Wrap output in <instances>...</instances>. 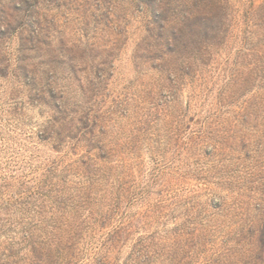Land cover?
<instances>
[{"label":"rangeland","instance_id":"1","mask_svg":"<svg viewBox=\"0 0 264 264\" xmlns=\"http://www.w3.org/2000/svg\"><path fill=\"white\" fill-rule=\"evenodd\" d=\"M181 1L203 4L0 0V264H264V79L234 65L264 27L243 33L249 0H228L226 39L172 92L173 66L143 55L154 13ZM168 99L172 113L146 127ZM52 217L67 229L62 261L45 256Z\"/></svg>","mask_w":264,"mask_h":264},{"label":"trees","instance_id":"2","mask_svg":"<svg viewBox=\"0 0 264 264\" xmlns=\"http://www.w3.org/2000/svg\"><path fill=\"white\" fill-rule=\"evenodd\" d=\"M203 2V12L200 13V21H198L199 16L195 14L196 8L203 5L202 3H199V1L194 2L193 9L190 6L189 8L185 6L182 1L181 3H166V7L160 10L159 13H154L152 16V19L154 20L153 23H155L156 27H158V30L153 31L150 27L146 30L148 33V52L143 55L144 61H150V59H157L160 58L162 60H167V63L165 64H171L173 68L176 71V74H173V76L169 79V72L167 79L169 80V87L172 92H175L177 90V87H181L180 84H182L183 80H186L187 78L193 79L199 77L202 78L203 75V69L207 67L209 64V60H211V56L213 54L214 49H217L220 47V44L223 42L224 39H226V35L229 34V26L231 24V18H229V12H228V0H200ZM264 3V2H263ZM264 5V4H262ZM212 6H216L217 8L212 11ZM230 6V4H229ZM233 7V6H232ZM250 9L245 11L243 21H244V28L241 30L243 33H246L247 30H249L252 26V24L259 25L260 27H264V13L260 14L261 19L254 20V2L252 0H249L248 5L246 6ZM198 10V9H197ZM264 12V10L262 11ZM199 14V13H197ZM232 17V15L230 16ZM173 18L176 20L175 22L178 23L180 21L181 26L177 28V26H173L169 31V34L165 33V22L166 20H171ZM192 18V19H191ZM201 24V27L198 28L196 26V23ZM179 25V24H178ZM197 28V29H196ZM264 32V28H263ZM250 33V31H248ZM244 41H247L249 37H245V34H243ZM150 42V40H152ZM252 45V44H250ZM249 50L248 54H238V57L234 61V65L242 66L245 68L246 73L248 76L242 75L241 79H244L246 77L249 81L250 79H253L252 71H254V75H260V79H264V44L262 47H258L256 45H253L252 48L247 49ZM241 53V51H240ZM249 58L245 57L248 56ZM235 70H238V68H235ZM242 71V70H241ZM236 71V74H239L240 72ZM233 73H232V79ZM246 81V82H247ZM264 83V80H263ZM172 99H168L167 103H162L159 107H154L151 112V117L147 113L146 116V123L147 126H152V124L155 122L156 119L161 118L162 116H167L168 114H171V107L170 102ZM159 105V104H158ZM220 107L223 105L222 103L219 104ZM189 109V108H188ZM167 118V117H166ZM167 123V122H166ZM99 140V139H97ZM88 151V150H87ZM102 153H101V152ZM115 151L112 148H107V150L102 149L99 150L97 153V158L101 159V157H104L105 154H107L108 157L115 156ZM89 152V151H88ZM117 162V160H115ZM90 163V162H89ZM87 168H89V165H86ZM118 166V165H117ZM108 169L115 170L114 168L108 167ZM97 169H89L87 179L89 182V190L92 189L93 183L97 182V180H101L100 173L96 172ZM106 175H111V171H107ZM51 180V179H50ZM49 184L51 182L49 181ZM61 189H65L64 185H60ZM36 194H40L43 196L42 201L40 204H45L43 201L44 198L47 197V195L50 193L43 188L40 189V191L35 192ZM80 193H76L74 196L77 197L78 202L80 203L79 206L82 204L86 205L89 200V194L86 193L84 196H78ZM122 192L118 191L115 201L113 205L111 206V209L114 210L117 205H119L123 199V195H121ZM81 198V200H80ZM22 199V197H21ZM67 198L62 197L60 200H55V205L61 209V212H64L65 210V204L66 201H69V199L65 200ZM65 200V203H64ZM76 200V202H77ZM79 208V207H76ZM60 212V213H61ZM53 225L51 226L53 228V233L49 232L47 234L49 237L48 243L46 244V254L45 256L48 258L51 257H57V260L62 261L64 258L63 253V237L65 236L67 229H63L64 223L61 222L59 219H56L55 217H52ZM57 226V228L55 227ZM120 226L118 227V229ZM57 229V230H54ZM118 233L119 231H115V235H111L112 240L118 241ZM28 233L23 236V240L30 239L33 243H36V239L34 237H31ZM72 237H70L71 239ZM65 240V239H63ZM35 249V248H34ZM32 250V252L36 251ZM106 256L101 257L98 260V264H106L105 260Z\"/></svg>","mask_w":264,"mask_h":264}]
</instances>
